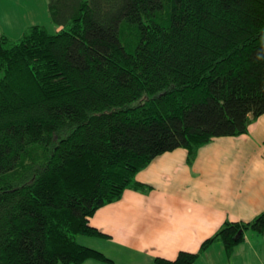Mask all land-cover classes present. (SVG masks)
Returning a JSON list of instances; mask_svg holds the SVG:
<instances>
[{
    "label": "trees",
    "instance_id": "obj_1",
    "mask_svg": "<svg viewBox=\"0 0 264 264\" xmlns=\"http://www.w3.org/2000/svg\"><path fill=\"white\" fill-rule=\"evenodd\" d=\"M53 32L0 34V264H115L77 236L89 220L147 192L135 179L178 148L238 137L264 114V0H47ZM240 231V233H239ZM264 211L225 221L230 255ZM239 233V234H238Z\"/></svg>",
    "mask_w": 264,
    "mask_h": 264
},
{
    "label": "crops",
    "instance_id": "obj_2",
    "mask_svg": "<svg viewBox=\"0 0 264 264\" xmlns=\"http://www.w3.org/2000/svg\"><path fill=\"white\" fill-rule=\"evenodd\" d=\"M186 158L178 148L137 172L149 191L124 190L119 201L99 208L89 224L103 235L100 248L83 245L111 253L115 264L173 260L180 251L197 252L223 222H246L264 211V114L247 134L214 138L191 165ZM193 264H264V231L244 232L230 255L214 241Z\"/></svg>",
    "mask_w": 264,
    "mask_h": 264
},
{
    "label": "rangeland",
    "instance_id": "obj_3",
    "mask_svg": "<svg viewBox=\"0 0 264 264\" xmlns=\"http://www.w3.org/2000/svg\"><path fill=\"white\" fill-rule=\"evenodd\" d=\"M46 4L47 0H0V34L8 36L11 40H17L28 26L33 23L44 26L48 32H53L55 26L50 21ZM99 240H101L100 237L96 236L91 238L90 236L76 237V241L79 244L83 245L87 242L96 248H100L97 245ZM109 254V258L114 261L113 258L116 257L111 253ZM117 262L119 263L120 261L117 259ZM146 264H153V262Z\"/></svg>",
    "mask_w": 264,
    "mask_h": 264
},
{
    "label": "water",
    "instance_id": "obj_4",
    "mask_svg": "<svg viewBox=\"0 0 264 264\" xmlns=\"http://www.w3.org/2000/svg\"><path fill=\"white\" fill-rule=\"evenodd\" d=\"M239 233H240V231H239ZM239 233H238V234H239Z\"/></svg>",
    "mask_w": 264,
    "mask_h": 264
}]
</instances>
